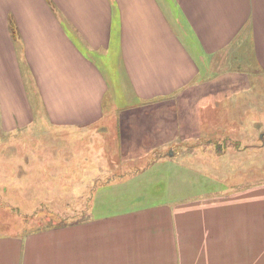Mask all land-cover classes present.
Returning <instances> with one entry per match:
<instances>
[{"label":"crops","instance_id":"1","mask_svg":"<svg viewBox=\"0 0 264 264\" xmlns=\"http://www.w3.org/2000/svg\"><path fill=\"white\" fill-rule=\"evenodd\" d=\"M235 44L264 70V0H0V128L89 132L110 75L137 101L169 97ZM131 187L130 207L0 236V264H264V183L147 205L135 204L151 192Z\"/></svg>","mask_w":264,"mask_h":264},{"label":"rangeland","instance_id":"2","mask_svg":"<svg viewBox=\"0 0 264 264\" xmlns=\"http://www.w3.org/2000/svg\"><path fill=\"white\" fill-rule=\"evenodd\" d=\"M239 49L209 59L197 85L149 101L135 100L115 72L105 116L89 132L64 136L45 121L26 133L0 128V236L130 207L121 192L133 182L152 194L135 205L264 183V70L253 66L249 49ZM249 90L259 105L251 106ZM102 195L116 205L107 196L99 202Z\"/></svg>","mask_w":264,"mask_h":264}]
</instances>
